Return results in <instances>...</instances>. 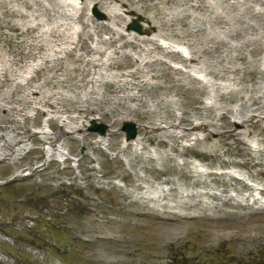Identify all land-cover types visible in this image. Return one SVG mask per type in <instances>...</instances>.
Returning <instances> with one entry per match:
<instances>
[{
  "label": "rangeland",
  "instance_id": "rangeland-1",
  "mask_svg": "<svg viewBox=\"0 0 264 264\" xmlns=\"http://www.w3.org/2000/svg\"><path fill=\"white\" fill-rule=\"evenodd\" d=\"M25 1L30 7L24 4ZM65 1H75L76 5L70 2L65 6L66 14H61L64 9L57 0H0V16L4 9H32V14L42 8H49L51 11L48 16L35 19L32 15L24 19L20 16L4 18H11L13 22L19 23L37 22V27L31 33L23 35L21 48L32 54L18 60L15 65V80L20 78L24 81L34 75V68L42 62V52L27 44L31 35L40 33L42 28L62 22V17L65 16L69 33L74 35L75 31H80L83 36H87L85 29L93 32V21L88 19L90 16L93 20L107 24L115 21L110 22V17L106 15V3L98 0ZM147 1L161 6L162 13L172 19L173 29L178 33L192 29L197 33V38L202 42L207 41L202 45L208 49L207 55L213 65L220 64L221 60L227 66L238 67L237 75H234L237 77L235 81L218 78L215 79L217 83L229 86L233 82L234 85L230 87L244 95L246 107H264V78H257V70L264 66V33L262 41H258L262 43L261 53L248 56L247 61L242 63L237 57L231 58L237 53H246L245 47H241L244 41L233 40L222 31L202 33L199 28L207 31L216 29V26L209 27L207 23L197 25L200 24L198 18L189 16L193 11L186 4L189 0H177L178 3L172 0L169 5L158 0ZM127 2L122 4L118 0H111L112 4L121 8H126ZM212 2L213 8L223 11L224 17L221 18L228 19L231 23L236 17L243 16L256 25L259 17L253 15L254 10L257 14H260L259 10L264 11V0ZM122 11L125 18L119 19V24L115 27L127 37L139 34L138 30L129 28V25L135 20L140 30L144 23L143 16L130 19V12L125 9ZM146 12L150 14V10H145L144 14ZM201 16L206 19L214 18L212 12ZM155 28L156 26L153 27ZM1 29L8 35L12 34V30L7 27ZM108 36L106 31L101 30L92 33L86 41L94 45L97 39H106ZM214 39L217 42L220 40L232 43L229 50L221 52L228 58L221 56L217 49L216 55L213 54L214 44L211 41ZM166 41L168 40H159L163 44ZM0 45L4 53L0 57L1 68L4 59L10 55L9 49L17 50L19 47L6 43L2 37ZM80 52L82 51L76 49V53ZM155 52L154 58L157 57ZM89 55L99 54L90 52L86 56ZM260 55L262 60L259 59ZM116 59L124 62L128 60L122 55ZM169 62L173 66L180 65L175 61ZM76 63L70 57L65 58L64 65L69 74H74L75 71L69 67ZM151 68L156 71L158 78L148 79L149 84L142 90V103L127 97L128 93L130 95L141 91H137L135 87H125L124 81L129 82L130 79L128 75L120 76L118 81L116 77H108L111 70H119L116 68L104 70V74H101L103 80L114 79L119 90L113 91V85H95L90 82L93 72L86 76V81L81 74L75 73L64 88L41 87L45 94L59 91L55 95L60 96L71 108L83 102H87L85 104L92 108L77 117L79 123L83 121L86 124L83 123L81 130L73 131L65 125L60 127L59 120L56 124H46L42 111H37L32 106L25 108V103H22L23 111L27 115L24 117L17 112L16 107H21L18 102H22L31 90L33 95L38 93L36 84L42 78L35 75L30 88H20L14 85L15 80H4L0 72V264H104L105 260L111 258L120 261L119 264H264V193L260 189L264 188V130L260 127H246L234 121L235 115H230L229 126L220 120L229 107H239L241 101L236 100V95L227 93L219 98L211 87L210 94L190 90L188 87H198V82L192 84L185 78L177 80L178 76L171 73L165 63L145 67L141 72L142 78L148 73L146 70L151 71ZM248 69H252L256 75V82L250 80ZM165 73L173 75L175 79L170 95L162 93L163 88L160 87V84H165L164 78H169ZM196 74L204 77L201 73ZM64 75L60 74L58 77ZM100 77H97V82ZM153 84L159 85L151 87ZM174 89L180 93L174 92ZM251 95L257 101L255 105L248 99ZM207 96L209 100L205 98ZM196 97H201L209 105L212 114L210 123L213 126L206 124V127L193 129L189 124L175 125L176 135L181 132L189 133L187 137H178L175 150L169 149L164 141L153 144L145 142V147L139 149L138 155H135L133 149L129 152L121 149L126 145L123 142L124 132L121 130L123 120L110 124L111 120L117 119V115L110 116V110L127 114L134 124L136 136H141L144 122L138 120L140 114L147 112L165 116L176 124L177 120L170 117V113L181 115V108L184 107L193 115L191 107ZM200 106H204L202 101ZM203 112L206 113V109L203 108ZM247 114L256 116L260 113L245 110L244 115ZM89 117H94L95 120H91L107 126L100 141L95 131L87 129L91 124ZM206 120L209 121L210 118ZM60 128L65 130L62 134ZM42 130H46L48 136H52V132L61 134L55 148H50V144L43 141L48 139L43 137L46 133ZM231 130H236L237 134L226 135ZM22 131L24 132L20 134ZM206 133L207 141H204ZM196 136L202 137V140H195L193 137ZM108 137L110 146L107 145ZM18 140L19 143L16 144ZM116 144L118 146L114 147ZM216 144L218 147H215ZM43 147L48 150L47 153L42 152ZM58 149L62 151L61 156ZM198 162L203 163V171L196 168ZM230 169L237 170L235 174L242 177V182H236L234 177H230L231 174L223 172ZM191 178H197L200 184L189 183ZM138 182L142 183L145 192L133 189ZM146 192L156 196V199L143 197ZM133 199L143 206L139 207ZM93 210L100 216L110 215L114 219L106 221L101 229L96 227L94 230H87L91 227H88L89 221H86L85 213ZM102 235H118L119 238L112 245L111 239L103 238ZM108 244H111L113 250L105 254Z\"/></svg>",
  "mask_w": 264,
  "mask_h": 264
},
{
  "label": "bare ground",
  "instance_id": "bare-ground-1",
  "mask_svg": "<svg viewBox=\"0 0 264 264\" xmlns=\"http://www.w3.org/2000/svg\"><path fill=\"white\" fill-rule=\"evenodd\" d=\"M61 6H63V12L61 14H66V7L70 2L74 5H76V2L65 0H57ZM101 3H106V7H108V12L106 15L110 17V22L115 20L111 24H107L104 22H99L96 20H93L91 16L88 18L89 20L93 21L92 28L91 29H85L87 36H83V33L80 31H75L74 35L73 33H69V26L67 24V17L63 16L64 19L62 22L56 23L55 25H50L45 28L41 29L40 33L31 35L30 42H28L29 47H36L42 52V62L38 63L40 64L38 67L34 68L35 74L26 78L24 81L20 79V75H18L19 80H15L16 70L15 65H17L18 60L22 59L26 55H31L29 51H24L21 48V45L24 41V34L31 33L36 27L37 22H28L23 21L22 23L19 22H13L11 18L4 19L6 16H15L17 18L23 17L28 18L31 15L32 18L35 19L37 17L41 18L42 16H48L51 11L49 8H42L35 12V14H32L31 11L23 10V9H4L2 10V20H0V29L3 27H7L10 30H12V34L8 35L3 32V29L0 30V38L2 37L3 41H5L8 44H15L19 48L17 50L11 48L9 49L10 55L6 57L3 61V64L1 65L0 72L1 75L4 77L3 79L8 80H15L14 85L17 87H26L30 88L33 85V81L35 80V75L40 78H42L41 81H39L36 84V88H38V93L36 95L32 94V90L30 93L27 94V97L25 99L23 98L21 101L18 102L21 107H16L17 112L23 114L25 117L27 113L23 111L24 107L22 103L26 104L27 106H32V108H35L37 111H42V114H44V122L48 125L49 123L56 124V122L59 120L60 127H63V125L69 127V129H72V131L75 130H81L82 125L86 124L83 121L81 123L78 122L77 117L82 114V112H86L91 110L92 108L85 104L87 102H83L82 104L73 105V108L66 105L63 99L60 96H56L55 93L59 92L57 90L53 91V93L45 94L44 90L41 89V87H51L54 89H60L68 86L67 81L74 78L76 75L75 73H79L82 76V79L86 81V76H90L89 74L93 72V76L89 79L90 82H93L95 85H113L115 86L113 91L119 90L117 87V84L115 80H103L102 74H104V70H111L110 68H116L119 70H115L111 74L108 75V77H116L117 81L120 80V76L128 75L130 77L129 82L125 80V87L127 89H130L132 87H135L137 91L141 90L140 93H132L129 95L127 94V97L131 100H137V102L142 103L141 101L144 100L142 94V90L145 87V85L149 84L148 79H156L158 78L156 71L152 70L147 71L148 73L144 74L145 78H142L143 74L141 72L144 71L145 67L155 64H162L165 63V65L171 69L170 72L176 74L178 76L176 79H186L187 81L194 84L196 81L198 82V87H188L190 90L194 89L197 90L199 93H203L205 91L206 94H210V87L215 90L218 93L219 98L222 97V95H226L227 93H230V95H236V100H240V105L238 108H232L229 107L225 114H223L220 117V120L224 122L226 126H229L230 121V115H235L236 122L240 124L246 125V127H260L262 130H264V107L260 105H255L257 103L256 99L251 95L248 97V99L252 100V103H254L252 108L246 107L244 104L246 103V99L244 95L238 94L236 89L231 88L234 84L233 82L230 83L229 86H224L215 81V79L222 78L224 80H230L235 81L237 78L234 75H237V66L231 65L227 66L226 64L221 63V60L219 61L220 64L213 65L211 63L210 58L207 55L208 49L204 48L202 43L207 41H201L200 38H197V33L192 31V29H189L187 32L178 33V31L173 29V26L171 21V18L165 17L166 14L162 13L161 6H157L156 2L147 3V0H118L120 3H128V6L126 8H121V6H117L114 3H111V0H98ZM174 2H177V0H173ZM213 0H189L187 1V6L192 8V12L189 13V16H196L198 19V22L201 24H208L209 27L212 25L216 26V29L212 30H203L201 28L200 31L204 34H208L210 32L215 31H222L224 32L229 38L233 40H240L244 41V43L241 45V47H245L246 53H243V55H238V53L232 57L231 59H239L242 60V63H245L247 61L248 56L258 55L263 50L262 43H259L258 41H262L261 37L264 33V11L259 10L260 14L255 13L254 10L253 15L258 16V22L257 24H252L249 22L248 19L244 18L243 16L236 17V20L234 22H230L228 19H222L221 17H224L223 11L221 9L218 10V8H213ZM261 0H259L260 2ZM66 2V3H65ZM158 2L170 4L172 0H158ZM178 3V2H177ZM181 3V2H180ZM24 4L27 7H30V4L25 1ZM182 4V3H181ZM78 8V7H75ZM73 9V8H72ZM123 9L130 12V19L135 18L136 16H143L144 23L140 26L141 29L138 31L139 34H132L131 37H127L122 31L118 30L115 26L116 24H119V19H124L125 15L123 14ZM132 9V10H131ZM150 10V14H144V11ZM79 10L77 9V12ZM198 11H201L202 13H199ZM208 12L213 13L214 18L206 19L205 17L201 16V14H205ZM60 13V12H59ZM80 13V12H79ZM140 14V15H139ZM141 16V17H142ZM184 17V16H183ZM168 20H167V19ZM69 23V22H68ZM184 24V21H182ZM187 23V22H186ZM40 24L43 25V23L40 21ZM153 29V27H155ZM207 28V27H205ZM39 27L36 29L38 30ZM104 30L106 31L109 36L108 38H100L97 39V43L94 45L90 44L88 41H86L87 38L92 36V33H96L98 31ZM96 31V32H95ZM160 39L168 40L165 44L159 42ZM165 42V41H164ZM213 46V54L216 55L215 49L220 53L221 56L228 58V56L223 55L222 51L229 50V47L232 43H229L228 41H216L215 39L211 41ZM64 43H67V45H62ZM218 43V44H217ZM176 44H184L185 47L188 50L189 56L184 57L181 52L175 50L173 48ZM201 44V45H200ZM217 45V46H216ZM238 47V46H237ZM76 49L81 50L82 52L76 53ZM105 49H109V51H105ZM124 49H129V51H126ZM132 52H131V51ZM236 50V49H235ZM156 51V52H155ZM90 52H95L99 54L98 56L89 55ZM153 52V54H152ZM154 52L157 53V57L154 58ZM218 53V54H219ZM4 53L2 52V46L0 45V57H3ZM120 55L124 56L128 60L124 62L123 60L116 59V57H119ZM159 56V57H158ZM66 57H70L74 62H77L76 64H73L69 67L70 70L75 71L73 75L68 73L67 67L64 65V60ZM163 57H166L163 59ZM259 59L262 60L261 55L259 56ZM169 61H175L180 63L179 66H173L170 64ZM100 68H103L100 71ZM258 75L257 78L261 77L264 78V66L263 68L257 70ZM248 72H250V80H253L252 82H256L255 80L256 75L253 74L252 69H248ZM42 73V74H40ZM49 75H46V74ZM102 73V74H101ZM196 73H201V75L204 77L201 78ZM60 74L69 75V76H63L58 77ZM95 74V77H94ZM100 77L99 82L97 77ZM165 76H168L169 78L165 79V84H160V87L163 88L162 93L166 95H170L172 84L174 85L173 81V75H170L168 73H165ZM102 78V79H101ZM171 79V80H170ZM241 80V77H239ZM95 80V81H94ZM175 80V79H174ZM243 80V78H242ZM173 82V83H172ZM92 84V85H93ZM91 85V86H92ZM134 85V86H133ZM159 84H153V86H158ZM175 86V85H174ZM231 86V87H230ZM246 89V87H244ZM174 92L180 93V91H176L174 89ZM233 92V94H231ZM55 95V96H54ZM129 95V96H128ZM149 96V95H148ZM206 98V97H205ZM204 104V106H200V103ZM97 105V104H96ZM207 102L202 100L201 97H196V99L193 100V106L191 109L193 110V115H191L188 111V109H185L184 107L181 108V115L175 116L173 113H170V117L177 120L175 122L176 124H173L174 122L167 120L165 116L160 115H152L153 113H147L143 112L138 116V120L141 122H144V127L142 128L141 136H135L131 140H124L123 142H126L125 148H121L124 150V152H129L130 150H134L135 155H138L139 149L145 147L146 143H156L160 141H164L165 145L169 147V149H176V141L178 137H187L188 132H181L179 135L175 134V125H178L179 123L189 124L190 127L193 129L206 127V124H209L213 126L214 124L210 123L212 122V114L210 112V108H208ZM97 109V106H95ZM203 108L206 109V113L203 112ZM98 110V109H97ZM245 110L253 112V110H256L259 112V115H251L247 114L244 115ZM76 111V113H74ZM48 112V113H46ZM51 114H50V113ZM48 114V115H47ZM106 115V114H105ZM102 114V116H105ZM117 115V119L111 120L110 124H116L118 120H123V123H127V121H130L131 118L127 116V114H122L118 110L112 111L110 110V116ZM87 116V115H86ZM85 116V117H86ZM206 118H210L209 121L206 120ZM89 119H94L89 117ZM197 119V121H194ZM95 120V119H94ZM249 121V122H248ZM96 122V121H95ZM84 123V124H83ZM263 123V124H262ZM205 129V128H204ZM65 130L63 128H60V133L62 134ZM236 131V130H235ZM234 130H231V132H228L226 135H236L237 133ZM24 131L20 132L22 134ZM42 132L46 133L43 135L44 138L48 140H43L48 143L50 148H55L56 142L60 137L57 132H52V136H48V132L46 130H42ZM34 133V132H33ZM99 137L97 138L98 141H100L101 135L98 134ZM115 135V133H114ZM119 135V133H117ZM204 141L207 139V133L204 134ZM53 137V138H51ZM119 137V136H117ZM164 137H169L168 139H165ZM105 138V136H104ZM195 140H202V137H193ZM109 137L107 140V145L110 146ZM173 141V142H170ZM207 141V140H206ZM251 141V140H250ZM19 143L16 142V144ZM14 145H12L13 147ZM118 144H116L114 147H117ZM215 147H218V144L215 145ZM261 150L260 148H258ZM150 151V150H149ZM43 153H47L48 150L46 148H42ZM59 156L62 155V151L58 149ZM141 152V151H140ZM149 154V153H148ZM197 166H203L197 165ZM194 167V166H193ZM195 172L198 173V170L194 169ZM237 170H228L227 174H231L230 177H234L236 179V182L241 181L240 178H237L234 176ZM190 176V174H189ZM191 177V176H190ZM137 176L135 177V179ZM192 179V178H191ZM141 182H145L144 179H140ZM169 181V180H168ZM141 182H138L134 185V190H141L144 191L143 185ZM171 182V181H169ZM189 183L193 185H198L199 180L197 178L192 179L188 181ZM242 182V181H241ZM261 191L264 193V188H260ZM131 191V189H130ZM145 192V191H144ZM167 194V191L163 193L165 196ZM143 197H146L150 200H155L156 196H153L151 194L143 195ZM133 201H136L133 199ZM137 202V201H136ZM139 207H142L143 204L141 202H137ZM87 220L89 221L87 230H94L96 227L98 229H101L105 222H111L109 220H113L114 218L110 215H102L96 214L95 210L88 211L85 213ZM96 222V223H95ZM103 238H109L112 241V245L115 244L119 238L118 235H102ZM102 237L101 240H105ZM106 241V240H105ZM110 241V242H111ZM111 244H108L105 248L108 251H104L105 254L107 252H112ZM120 261L114 260V259H108L105 260L104 264H119Z\"/></svg>",
  "mask_w": 264,
  "mask_h": 264
},
{
  "label": "water",
  "instance_id": "water-1",
  "mask_svg": "<svg viewBox=\"0 0 264 264\" xmlns=\"http://www.w3.org/2000/svg\"><path fill=\"white\" fill-rule=\"evenodd\" d=\"M129 28H134L136 30H139V25L135 21L129 25ZM91 122H92L91 125L88 127L89 130L96 131L99 134L105 133L106 125L104 123H95V121L93 120ZM122 130L125 131L126 139H130L135 136V133H136L135 127H134V124L130 121H127V123L123 124Z\"/></svg>",
  "mask_w": 264,
  "mask_h": 264
}]
</instances>
